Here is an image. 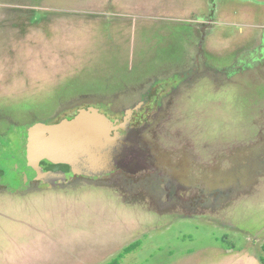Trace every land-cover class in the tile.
I'll use <instances>...</instances> for the list:
<instances>
[{
  "label": "rangeland",
  "instance_id": "374dc122",
  "mask_svg": "<svg viewBox=\"0 0 264 264\" xmlns=\"http://www.w3.org/2000/svg\"><path fill=\"white\" fill-rule=\"evenodd\" d=\"M213 7L210 72L160 99L155 120L170 132L158 131L152 148L158 171L27 195L4 188L0 264H113L134 242L119 264H260L264 77L212 67L232 63L239 41L254 45L264 0H0V131L15 139L0 135V186L7 177L16 185L24 168L26 131L14 134L33 115L64 111L59 119L80 101L126 104L142 77L186 67L205 28L197 21ZM173 183L189 187L168 199Z\"/></svg>",
  "mask_w": 264,
  "mask_h": 264
},
{
  "label": "flooded vegetation",
  "instance_id": "af4514ba",
  "mask_svg": "<svg viewBox=\"0 0 264 264\" xmlns=\"http://www.w3.org/2000/svg\"><path fill=\"white\" fill-rule=\"evenodd\" d=\"M215 10L216 9L214 7L211 8V11L205 13L203 16H200V20L197 21L200 26L202 27L205 26V28H200L202 31L201 34L202 38L198 40L197 44L196 41H194L192 45L193 49L187 52L186 56L189 59L186 67H183L179 72L178 70H176L177 72L171 71L170 72L171 75L169 74L168 78H158L156 75H154V73L152 74L153 76L142 77L145 78V82H140V84L141 86L144 85V87H142L144 89L140 88L137 95L131 93L130 95L128 94L127 96L126 94L125 99L121 100L122 102L127 100L126 104H123L119 108H114L112 103V105L111 104L108 105L109 108L107 106L103 108V106H101L102 104L99 102L89 101L88 103L86 102L83 105L82 101H80L81 103L79 102L76 103L74 106H71L75 108V111L72 114H66V115L64 114V116L59 119H58V115L60 114V112H64V111H58L55 114L54 117L55 119H45L46 116L40 117L33 115L30 122L26 123L23 127L19 128L18 131H16V133L14 132L15 133L14 135L16 134L22 135L23 131L24 130L26 131L25 135L23 133L24 168L19 169L15 172L16 185L9 186L11 180L9 179V177H7L8 186L5 187L0 186V192H2V190L5 188V189H9L11 193L27 195L38 192L43 188L75 189L81 185H84L85 183H90V181L91 182L98 181L99 179L103 177H107L117 171H121L124 176L127 174H132L136 176L140 174V172H143L145 170L158 171L160 165L163 164V161H161L162 159L161 154L153 151L152 148L156 147L154 145V142L157 138L158 131L163 133L164 136H166L170 131L166 127L165 124L166 122H164V120H158V119L156 121L155 116L157 115V112L160 108L159 105L161 103V100L163 98H166V95L168 93L167 91L179 88L183 84H184L183 86L191 85L192 82L196 79L195 77L202 75L203 72H210L209 68H211L210 67L211 64L207 62V57H208L207 53H209V49L207 48L208 33L205 32L211 31L213 28L212 27L213 22H211V18L216 12ZM203 29L205 31H203ZM251 38L255 42L254 45L246 46L245 39L239 41L237 45V51L235 50L236 53H235L234 61L226 66H222L219 69L212 67L213 70L219 72L221 71L223 73H229V72L231 73L233 71H237L241 74V73H246L249 70L254 69L255 67L258 69L253 70L254 75L257 74L256 77L258 76L259 79L260 77L261 78L264 77V70L263 68H261L264 65V28H262L261 26L259 30L251 34ZM201 57L204 58L203 61ZM199 63L200 65L204 64V66H200V69H198ZM183 64L180 65L183 66ZM187 71H191V72H187ZM206 75H212V74H206ZM145 76H147V74ZM214 76L218 77L216 73ZM157 78L161 80H158ZM222 79H224V77ZM167 88L169 89L167 90ZM119 96L120 95H118V97ZM89 106H94L98 108L101 112L105 113L111 120L117 121V124L123 123L127 119L126 128L125 129L119 128L118 131L120 132V134L127 136V143H131L132 145L131 148L133 151L130 153V157H129L130 169L124 170L122 168H118L110 172L109 174L91 177V176H85L83 174L73 173L70 166L67 164L52 163L46 159H43L40 161V166L42 170L50 173L52 172L53 175L48 177L46 180L37 179L33 169H28V165H27V160H26L27 129L37 122L56 123L64 118L71 119L78 113L79 109L84 107L86 108ZM0 117L3 118L4 116H1L0 113ZM17 124L20 125L21 123L18 122ZM17 124L16 126H18ZM2 134L4 137V135H6V131L5 130L0 131V135ZM4 138L9 140L8 144L14 143L15 141L14 137L10 138L8 135ZM170 164H176L171 166L181 169V164L178 161L170 162ZM200 165L202 166L201 168H207L208 163L205 162V163H201ZM15 167L16 169H18L17 168L18 165H16ZM14 168H12V171H14ZM174 184L175 183H173V185ZM172 186L171 187L166 186L167 193L164 195H166V197H169L168 199H170L174 195L176 196L180 189L185 190L187 187H189L187 185H183V184L181 185L179 183H176L173 188ZM197 201H198L197 205H200L199 203L200 199H197ZM190 213H194V211ZM257 237H260V235L257 234ZM257 259H258L257 262H259L260 264H264V243L261 246V250H259L257 254Z\"/></svg>",
  "mask_w": 264,
  "mask_h": 264
},
{
  "label": "water",
  "instance_id": "95a60500",
  "mask_svg": "<svg viewBox=\"0 0 264 264\" xmlns=\"http://www.w3.org/2000/svg\"><path fill=\"white\" fill-rule=\"evenodd\" d=\"M127 119L120 124L111 120L94 106L81 108L71 119L56 123L37 122L27 129L26 160L37 179L46 180L53 173L42 170L40 161L70 166L73 173L102 176L122 168L130 169L131 143L119 128H126Z\"/></svg>",
  "mask_w": 264,
  "mask_h": 264
},
{
  "label": "trees",
  "instance_id": "16d2710c",
  "mask_svg": "<svg viewBox=\"0 0 264 264\" xmlns=\"http://www.w3.org/2000/svg\"><path fill=\"white\" fill-rule=\"evenodd\" d=\"M140 246V242H134L130 245H128L127 247H125V249L119 253V255L114 259V261L112 262L113 264H119L120 260L128 253L134 251L136 248H138Z\"/></svg>",
  "mask_w": 264,
  "mask_h": 264
}]
</instances>
